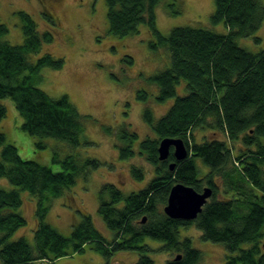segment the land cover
Segmentation results:
<instances>
[{
  "label": "trees",
  "instance_id": "1",
  "mask_svg": "<svg viewBox=\"0 0 264 264\" xmlns=\"http://www.w3.org/2000/svg\"><path fill=\"white\" fill-rule=\"evenodd\" d=\"M105 3L110 34L121 38L136 35L144 24L151 36L147 43L150 51L162 49L170 54V65L147 78L157 89L156 102L175 98L156 123L151 109L144 110L143 119L155 137L142 139L135 151L138 134L125 125L116 130L119 157H143L152 165L153 176L145 187L127 196L114 184L101 187L97 211L112 233L109 241L102 238L88 214L67 237L50 226L45 219L50 201L64 195L79 176L102 163L76 151L93 146L83 135L87 117L66 95L52 98L38 88L41 68L59 70L64 64L63 58L49 53L34 64L28 60L42 44L53 41L51 32H39L32 17L18 11L24 41L12 45L4 39L8 29L0 21V120L8 115L2 101L10 99L21 118L20 129L36 137L37 146L45 147L42 140L54 138L69 147L62 160L58 155L52 158L61 166L60 172H52L48 166L19 156L17 147L6 144L0 132V178L17 188H0V264H36V260L46 259L53 264L57 258L82 252L88 245L106 259L116 252L135 251L138 260L133 264H154L147 256L150 247L144 243L146 238L162 243L161 250L172 256L164 264H198L203 255L193 248L190 238L179 235L181 228L193 225L203 241L224 246L225 264H264V49L250 53L237 44L239 37H250L260 29L264 5L260 0H214L211 23H222L227 33L185 26L163 35L157 29L155 11L162 0ZM166 7L173 16L181 13L180 0ZM43 16L53 23L49 14ZM181 82L187 93L177 96ZM148 96L144 91L137 93L143 102ZM207 129L225 138L197 142L194 131ZM104 131L112 133L109 128ZM169 137L184 141L189 154L181 162L174 159L172 150L166 160L158 159L159 142ZM171 163H175L173 170H169ZM130 173L136 181L145 177L140 167L132 166ZM176 183L197 192L204 187L213 191L194 221L172 220L163 213ZM22 191L37 198L33 247L25 238L9 240L26 225L19 212Z\"/></svg>",
  "mask_w": 264,
  "mask_h": 264
},
{
  "label": "rangeland",
  "instance_id": "2",
  "mask_svg": "<svg viewBox=\"0 0 264 264\" xmlns=\"http://www.w3.org/2000/svg\"><path fill=\"white\" fill-rule=\"evenodd\" d=\"M173 1L162 0L155 9L157 29L163 35L169 34L175 27L185 26L227 33L222 23H211L210 15L215 11L214 0H180L181 13L174 16L169 14L166 7ZM260 1L264 5V0ZM18 11L32 17L39 32L49 30L54 37L52 42L42 44L37 53L30 54L28 60L34 64L48 53L64 59L59 70L50 67L40 69L38 88L52 98L66 95L77 111L87 117L83 135L93 146L80 147L76 151L83 157L97 158L102 163L96 170L79 176L64 195L52 199L45 219L60 235L67 237L73 227L81 222L82 216L88 214L102 238L109 241L112 233L105 227L103 217L97 211L101 187L107 183L114 184L121 194L127 196L145 187L154 173L152 165L139 155L127 160L119 157L116 130L125 125L138 134L133 146L135 151L142 139L155 137L153 129L143 119L144 110L146 107L151 109L156 123L168 112L175 98L163 103L156 102L157 89L149 84L147 78L170 65V54L162 49L150 51L147 43L151 36L144 24L136 35L121 38L110 34L105 0H59L56 4L51 0H0V21L8 29L4 39L12 45H20L24 41L21 20L16 14ZM43 13L49 14L53 23ZM255 37L261 42H257ZM237 44L250 53L261 52L264 49V21L254 35L239 37ZM139 91L148 93L146 102L137 98ZM186 93L185 85L181 82L176 94ZM2 103L8 109V115L0 120V132L5 135L6 144L15 145L23 159L34 160L50 167L52 172H60L61 166L58 162H52V158L58 155L57 159L62 160L68 152L67 144L48 138L42 140L45 147L40 148L36 145V137L20 129L21 118L16 114L11 100H3ZM104 128H109L112 133L104 131ZM213 132L212 129L195 130L194 138L197 142L215 137L225 138ZM197 163L202 167L199 160ZM132 166L140 167L145 172L142 180L133 179L130 173ZM0 188L7 191L17 189L4 178H0ZM20 197L22 204L19 212L26 225L16 230L9 240L25 238L33 247L37 198L25 191L20 192ZM179 235L181 239L190 238L193 248L203 255L198 264H225L227 254L224 246L203 241L195 225L181 228ZM144 243L150 247L147 256L154 264H164L165 260L172 258L161 250L162 243L149 238ZM47 260H36V264H47ZM137 260L135 251L116 252L106 259L88 245L82 252L57 258L53 264H133Z\"/></svg>",
  "mask_w": 264,
  "mask_h": 264
},
{
  "label": "water",
  "instance_id": "3",
  "mask_svg": "<svg viewBox=\"0 0 264 264\" xmlns=\"http://www.w3.org/2000/svg\"><path fill=\"white\" fill-rule=\"evenodd\" d=\"M157 150L159 160H166L170 155L171 150L174 159L179 162L187 158L189 154L188 150L185 148L184 141L181 138H162ZM174 167L175 163H171L169 170H173ZM169 192L166 201L167 204L163 208V213L172 220L177 219L182 221H194V219H196L201 213L208 198H210L213 193L209 187H204L202 192H197L183 183L174 184ZM144 221L145 218H143L142 222Z\"/></svg>",
  "mask_w": 264,
  "mask_h": 264
},
{
  "label": "flooded vegetation",
  "instance_id": "4",
  "mask_svg": "<svg viewBox=\"0 0 264 264\" xmlns=\"http://www.w3.org/2000/svg\"><path fill=\"white\" fill-rule=\"evenodd\" d=\"M59 0H51V3L56 4Z\"/></svg>",
  "mask_w": 264,
  "mask_h": 264
}]
</instances>
